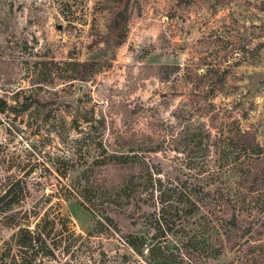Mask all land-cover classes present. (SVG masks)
<instances>
[{
  "label": "rangeland",
  "instance_id": "1",
  "mask_svg": "<svg viewBox=\"0 0 264 264\" xmlns=\"http://www.w3.org/2000/svg\"><path fill=\"white\" fill-rule=\"evenodd\" d=\"M262 3L0 0V193L21 178L30 193L23 207L46 206L41 195L74 179L79 164L96 166L93 175L100 180L114 179L100 146L113 147L117 135L128 138L126 148L143 149L148 140L154 146L177 127L179 111L185 115L193 101L201 102L205 85L215 84L216 94L206 95L214 112L230 113L264 148ZM115 12L120 13L118 35L110 29ZM81 64L94 65L86 67L87 78L76 77ZM205 71L224 75L223 82L218 75L210 74L211 81L196 75ZM173 156L170 151L143 154L170 175ZM55 201L82 239L67 252L62 240L41 264H146L119 240L144 233L130 225L128 216L139 222L135 208L110 211L118 226L114 234L85 239L94 222L90 212L73 199ZM12 232L0 225V246ZM251 240L264 243V235L254 233ZM248 249H224L202 264H244Z\"/></svg>",
  "mask_w": 264,
  "mask_h": 264
},
{
  "label": "trees",
  "instance_id": "2",
  "mask_svg": "<svg viewBox=\"0 0 264 264\" xmlns=\"http://www.w3.org/2000/svg\"><path fill=\"white\" fill-rule=\"evenodd\" d=\"M259 11L264 13L263 3ZM119 16L115 12L111 20L116 35ZM87 66L94 65L81 64L76 77L87 78ZM217 71L196 75L211 81L210 74L218 75ZM218 78L222 83L224 75ZM215 89V84L205 85L201 102L193 101L185 115L179 111L177 127L154 146L148 140L143 149L126 148L129 140L122 135L116 136L113 147L100 146L106 165L114 167V179L100 180L93 175L96 166L79 164L74 179L41 195L46 206L29 204V208L23 207L30 197L25 180L8 182L0 193V225L13 232L0 246V264H41L53 257L62 240L67 252L82 239L53 202L68 199L94 219L85 239L118 231L110 211L123 214L133 207L140 212L139 222L128 218L144 233H127L119 240L146 264H202L220 257L224 249L243 246L249 248L244 264H264V243L251 240L254 233L264 235V148L253 130L241 126L230 113L214 112L206 95L214 96ZM209 121L215 123L209 126ZM166 151L176 161L171 175L143 157Z\"/></svg>",
  "mask_w": 264,
  "mask_h": 264
},
{
  "label": "water",
  "instance_id": "3",
  "mask_svg": "<svg viewBox=\"0 0 264 264\" xmlns=\"http://www.w3.org/2000/svg\"><path fill=\"white\" fill-rule=\"evenodd\" d=\"M54 29L57 30V31H61L62 28H61L60 24L55 23L54 24ZM82 89H83V86H79L78 87L77 96H76V102L78 101V99H79V97L81 95Z\"/></svg>",
  "mask_w": 264,
  "mask_h": 264
}]
</instances>
